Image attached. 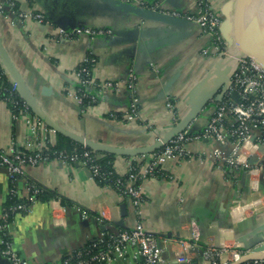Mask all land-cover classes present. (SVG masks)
<instances>
[{"label":"crops","instance_id":"crops-1","mask_svg":"<svg viewBox=\"0 0 264 264\" xmlns=\"http://www.w3.org/2000/svg\"><path fill=\"white\" fill-rule=\"evenodd\" d=\"M13 1L20 10L42 12L50 24L0 12V39L8 58V62L0 58V64L5 73L12 82L18 81L21 97H33L50 118L94 142L120 149L149 146L174 124L166 100L172 99L179 119L188 110L189 89L211 70L210 80L214 77L217 57L201 54L206 37L194 22L145 20L118 9L112 0ZM122 1L168 13H189L195 8L193 0ZM233 1L211 0V5L223 17L224 6ZM61 19L69 24L70 33L83 27L103 32L57 40L55 28ZM87 53L96 58L94 79L115 80L120 85L101 90L98 103L81 110L70 94L76 87L72 69ZM129 71L136 76L138 99V115L132 121L123 115L129 95L122 81ZM212 112V106L205 108L190 128L201 131ZM26 134L23 122H12L0 99V149L9 148L11 142L20 146ZM219 146L227 153L231 143L220 145L212 136L193 140L186 144L188 156L170 160L160 174L142 179L139 214L126 197H120L111 185L96 182L80 164L49 160L27 165L14 182L17 196H25L32 183L60 195L64 204L37 199L28 210L14 214L8 227L11 246L34 264L46 263L65 257L102 232L132 227L137 221L158 237L167 258L179 250L176 241L188 233L190 224L203 242L232 241L264 223V144L254 141L240 149L243 157L261 167L251 171L231 169L211 158L210 152ZM113 155L118 172L133 157ZM9 187L7 170L0 166V214ZM122 203L127 211L123 218ZM121 219L122 226L117 224ZM0 264L11 263L0 253ZM113 264L140 263L126 257Z\"/></svg>","mask_w":264,"mask_h":264},{"label":"built area","instance_id":"built-area-1","mask_svg":"<svg viewBox=\"0 0 264 264\" xmlns=\"http://www.w3.org/2000/svg\"><path fill=\"white\" fill-rule=\"evenodd\" d=\"M193 2L195 3L193 12L183 14L173 12L171 14L197 24L200 33L206 37V44L201 48L203 56L232 59L228 88L221 100L210 101L213 112L201 131H190L189 126L177 133L158 150L133 156L123 171L113 170L116 177L112 187L120 197L128 199V203L136 209L137 214H139L138 210L143 200L141 180L160 174L162 168L170 160L188 156L186 144L193 140L212 136L220 145L229 141L231 143L229 152L224 153L222 146H219L210 152L211 158L223 162L231 169L240 167L251 171L261 168L260 166L256 167L252 159L243 157L240 154V149L244 144H252L254 141L264 144V69L250 56L231 53L230 46L224 41L219 30L223 17L213 10L211 0H193ZM14 3L13 0H4L0 3V12L7 14L10 12L22 19L27 18L50 24L45 20L42 12L32 9L20 10L19 8L15 12L13 10ZM102 32V29L87 27L79 28L74 33L65 31L61 27L55 28L57 40L68 39L75 34L93 36ZM86 57L87 55L72 69L76 87L70 94L73 95L78 106L81 97L77 90L81 87L100 93L104 89H118L120 85V82L115 80L98 81L92 76L84 78L83 73L87 69L80 66V63L85 61ZM122 82L129 95L128 106L123 115L125 120L132 121L138 115L136 76L132 71H129ZM16 87L17 84L12 82V89H17ZM232 92L237 94V102L232 99ZM89 97L92 101L96 100L93 93ZM10 103L12 107L7 104L6 106L11 121H22L27 134L20 146L11 142L9 148L0 149V166L6 168L9 182L12 184L8 194L21 199L8 210L2 209L0 214V253L6 256L11 264H34L13 250L8 235L9 215L28 210L31 204L37 200L36 195L41 191V187L31 183L27 187L25 196H17L14 182L24 174V167L49 160H58L65 165L77 163L85 167L94 180L96 178L104 180L112 172L103 171L97 162L98 157L94 153L96 151L84 145L79 152L67 153L63 150H51L49 146L54 141L55 131L31 113L25 101L21 104L18 112L14 110L16 102L10 101ZM165 107L171 113L173 122H177L176 108L170 98L166 100ZM126 174L127 176H125ZM54 199L59 200L58 198ZM234 240L218 244L203 242L195 225L190 224L188 233L176 241L179 250L174 251L173 257L167 258L164 257L158 237L149 233L144 229L142 223L137 221L132 227L102 232L87 246H82L59 260L38 264H113L126 257L140 264H232L247 254L264 253V247H262L264 241L244 248L242 243ZM239 264H264V259H250Z\"/></svg>","mask_w":264,"mask_h":264},{"label":"water","instance_id":"water-1","mask_svg":"<svg viewBox=\"0 0 264 264\" xmlns=\"http://www.w3.org/2000/svg\"><path fill=\"white\" fill-rule=\"evenodd\" d=\"M254 2L255 0H234L232 3H228L224 6L222 10L223 20L220 24L219 30L224 41L230 46L232 54L250 56L264 69V21L258 20V13L255 10L256 2L255 4ZM112 3L118 9L135 14L145 20H154L167 24H177L181 21H186L184 18L149 6L122 0H112ZM58 25L65 31H68L67 29L70 27L69 24L65 23L64 19L59 20ZM0 58L4 60V62H8L7 54L1 44V39ZM231 62L232 59L218 57L214 64L213 79L210 80L212 75L211 70L206 76H204V78L199 80L198 84L191 87L187 92L185 102L188 105V110L185 114L170 126L169 130L154 143L141 148L120 149L94 142L64 128L58 121L50 118L43 112L41 107L36 104L33 97L23 96L22 99L26 102L31 112L40 118L48 127L53 129L56 133L66 136L80 145H84L96 152L126 156L147 154L161 148L177 133L189 127L192 121L205 108L211 106V100H221L224 92L228 88L230 71L232 68ZM15 83L18 85V81H15ZM204 83H206L205 87L203 85ZM231 97L234 101H238L235 92H232ZM189 130L193 131L191 128H189ZM119 208L120 215L123 218L127 214L125 203L120 204ZM224 209H221V212H224ZM117 224L122 226V219L119 220ZM235 239L237 242L242 243L244 248H249L256 243L264 241V223L257 224L252 230L237 236ZM262 247H264V244ZM250 259H264V253L247 254L232 264H239Z\"/></svg>","mask_w":264,"mask_h":264},{"label":"trees","instance_id":"trees-1","mask_svg":"<svg viewBox=\"0 0 264 264\" xmlns=\"http://www.w3.org/2000/svg\"><path fill=\"white\" fill-rule=\"evenodd\" d=\"M13 10L15 12L18 11V7H17L16 3H14ZM86 55H87V57H86L87 59L85 61H83L82 63H80L81 64L80 66H83L87 69L86 72L83 73L84 78L85 77L87 78L88 76H92V70H93L94 64L96 62V58L92 54L87 53ZM91 59H93V60H91ZM95 91L96 90H93V92H92L89 89H86L85 87H81L79 90H77L78 95L81 97V102L79 103V107L81 110H84L86 107H89V106H92V105H95L98 103L99 92L98 91L95 92ZM92 93L96 97L95 101H92L89 97L90 95H92ZM0 99L4 100L9 107L10 106L12 107L10 101L16 102V105L14 108L15 112H18V109L21 107V104L24 102V100L19 95L17 90L12 89V81L8 78L3 67L1 66V64H0ZM171 101H172V99H171ZM29 111L31 112L30 108H29ZM114 115L120 116L119 114H115V113L110 114V116H114ZM55 136H56L55 140L49 146V148L51 150H53V151L63 150L67 153H70L73 151L79 152L82 150V145L74 142L70 138L63 136V135L56 133V132H55ZM94 153L98 157L97 162L100 164L102 170L106 171V172H112L111 174H108V178H106L104 180H100L99 178H96V182H98L99 184H106V185L112 186L113 180L116 177V175L113 173V170H115L113 167L114 155L111 153H105V152H94ZM125 176H127V174ZM11 185L12 184L10 182V186ZM36 198L38 200H44V199L48 200V199L58 198L60 203L64 204V198L63 197H61L60 195H58V194H56V193H54L51 190H48L46 188H41V191L36 195ZM20 201H21L20 198H17L16 196H14L12 194H8L6 197V201L3 204L4 207L2 209L8 210L11 206H14L15 204H17ZM12 217H13V214L12 215L10 214L8 217V220H11ZM91 242H92V240L89 241L88 243H86L84 246H87Z\"/></svg>","mask_w":264,"mask_h":264},{"label":"rangeland","instance_id":"rangeland-1","mask_svg":"<svg viewBox=\"0 0 264 264\" xmlns=\"http://www.w3.org/2000/svg\"><path fill=\"white\" fill-rule=\"evenodd\" d=\"M257 13H258V20L264 21V2H260V5L258 3V8H257ZM222 17V16H221ZM261 34V33H260Z\"/></svg>","mask_w":264,"mask_h":264},{"label":"bare ground","instance_id":"bare-ground-1","mask_svg":"<svg viewBox=\"0 0 264 264\" xmlns=\"http://www.w3.org/2000/svg\"><path fill=\"white\" fill-rule=\"evenodd\" d=\"M255 2H256V5H255V6H256V7H255V10H256V11H258V10H257V8H258V5H257V4L259 3V5H260V2H262V3H263V2H264V0H255ZM255 2H254V4H255Z\"/></svg>","mask_w":264,"mask_h":264}]
</instances>
